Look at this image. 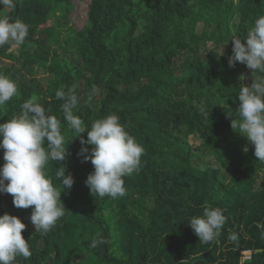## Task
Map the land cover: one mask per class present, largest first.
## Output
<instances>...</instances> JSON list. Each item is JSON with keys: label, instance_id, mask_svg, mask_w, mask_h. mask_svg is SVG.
I'll return each mask as SVG.
<instances>
[{"label": "trees", "instance_id": "16d2710c", "mask_svg": "<svg viewBox=\"0 0 264 264\" xmlns=\"http://www.w3.org/2000/svg\"><path fill=\"white\" fill-rule=\"evenodd\" d=\"M87 3L80 30L70 26L75 0H17L14 10L0 9V16L30 25L18 52L10 45L0 47V73L15 80L20 91L0 110V123L35 96L62 120L70 137L61 111L64 101L55 92L76 85L80 104L75 114L88 125L118 115L144 148L142 167L124 178V197H94L85 184L93 166L81 162L80 139L71 138L61 162L65 175L74 178L71 189H61L68 211L47 235L25 224L22 236L32 256L18 258L17 264H264V228L258 227L264 225V163L231 128V119L239 115V85L251 84L252 70L239 62L228 65L231 37L247 35L264 15V0ZM50 19L54 25L43 27ZM64 29L69 36L62 41ZM182 55L187 58L178 67ZM36 67L47 76L38 77ZM201 104L209 116L200 111ZM81 135L87 139L86 132ZM192 135L202 142L199 149L188 142ZM199 152L209 153L214 164H205ZM58 167L49 162L45 169L57 187ZM207 207L224 209L228 219L216 242L202 244L188 222ZM4 213L30 215L31 207L16 208L10 194L0 193ZM233 232L238 245L228 239ZM97 233L107 243L92 248ZM244 252L249 259L243 260Z\"/></svg>", "mask_w": 264, "mask_h": 264}, {"label": "clouds", "instance_id": "9594fccd", "mask_svg": "<svg viewBox=\"0 0 264 264\" xmlns=\"http://www.w3.org/2000/svg\"><path fill=\"white\" fill-rule=\"evenodd\" d=\"M16 4L17 0H0V6L8 10H14ZM29 28L30 25L21 19L0 16V47L23 45L29 36ZM231 40L229 67L239 62L252 70L251 84L239 85V115L231 119V128L254 146V156L264 163V15L254 20L245 37L234 34ZM239 79L243 81L245 77L241 75ZM95 91L93 88L89 94V102ZM19 96L17 82L0 73V110H6L7 103ZM55 97L64 101L61 111L67 130L73 133L70 137L65 135L62 120L52 115L35 96L25 100L20 105V112L12 119L0 123V149L4 150L0 193L10 194L16 208L31 207L30 222L35 232L41 235H47L68 211L61 200V192L65 188L71 189L74 178L71 173L65 175L66 167L61 162L66 159L67 143L71 138L80 139L81 148L77 156L82 157L81 162L90 161L93 166L85 184L92 196L101 199L109 197L115 200L127 194L124 178L140 171L144 155V148L126 130L118 115L109 114L88 125L75 114L80 104L76 85L66 91L63 88L56 90ZM200 111L209 116L203 104ZM85 132L86 140L81 135ZM85 145L92 147L89 150ZM49 162L60 165L55 170L59 187L45 170ZM224 211L220 207H207L202 216L190 219L188 224L200 243H214L221 236L228 219ZM258 227L264 228V225ZM25 228L18 217L8 213L0 215V264H17L18 258L30 259V245L22 236ZM261 236L264 237V231ZM228 239L237 245L239 243V235L235 232L230 233ZM106 243L107 240L97 233L90 246L96 248Z\"/></svg>", "mask_w": 264, "mask_h": 264}, {"label": "rangeland", "instance_id": "374dc122", "mask_svg": "<svg viewBox=\"0 0 264 264\" xmlns=\"http://www.w3.org/2000/svg\"><path fill=\"white\" fill-rule=\"evenodd\" d=\"M87 0H75V10L70 18V26H72L74 29L80 30L84 27V25L86 24L87 21ZM0 9H5L6 8H2V6H0ZM54 19H50L47 21H43L42 26L43 27H52L54 25ZM69 36V30L68 29H64L62 34H61V40L64 41L67 37ZM20 47V46H19ZM19 47H14L12 46V49L15 52L19 51ZM186 56H183L178 58L176 63L178 67L183 66L184 61L186 60ZM36 75L40 78H44L45 76H47V73L44 70H41L39 68L36 67ZM188 142L195 148V149H199L202 146V142L200 141L199 137L197 136H188ZM200 156L202 157V161L205 164H209L212 165L214 164L215 160L213 159V157L207 153V152H199ZM13 215V214H10ZM31 215V214H30ZM30 215H14L16 217H18L21 222H23L24 224H31L30 222ZM32 229V228H30ZM243 260H245V257H243Z\"/></svg>", "mask_w": 264, "mask_h": 264}, {"label": "built area", "instance_id": "2783aa9c", "mask_svg": "<svg viewBox=\"0 0 264 264\" xmlns=\"http://www.w3.org/2000/svg\"><path fill=\"white\" fill-rule=\"evenodd\" d=\"M243 257H245V260L250 258V253L249 252H244Z\"/></svg>", "mask_w": 264, "mask_h": 264}]
</instances>
